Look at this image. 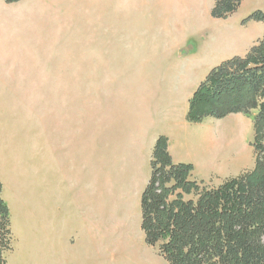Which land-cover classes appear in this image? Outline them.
I'll list each match as a JSON object with an SVG mask.
<instances>
[{
    "label": "crops",
    "instance_id": "0c3cea01",
    "mask_svg": "<svg viewBox=\"0 0 264 264\" xmlns=\"http://www.w3.org/2000/svg\"><path fill=\"white\" fill-rule=\"evenodd\" d=\"M259 4L260 0H244L234 15L243 7H254L238 18L239 25L235 23L232 30L222 27L214 30V25V29L209 28L211 42L207 43L203 35L208 30V22L212 25L219 20L227 21L233 15L213 17L214 0L112 1L113 36L127 37L128 45L132 46L129 51L146 53L135 65H129L138 68L134 70L135 76L128 74L134 78L137 92L132 98L136 113L117 132V138L127 139L126 143L119 141L108 152L103 143L96 140L93 160L86 141L75 145L66 141V127L59 132L60 138L63 133V140L56 142V109L50 106L47 109L48 120L43 129V136L46 133L47 137L45 135L43 144L40 139L33 141L31 192L36 200L33 205L36 212L47 214L50 264H111L116 252L130 250L126 243L128 229L135 230L141 241L142 195L151 176L153 149L160 136L168 139V151L174 163L194 166L193 179L209 181L215 171L225 169L226 161L231 159L228 155L230 145L227 146L224 134L217 137L213 124H222L228 116L190 121V100L213 67L233 56H244L263 37L262 21L242 22L254 9L264 10V1L263 8ZM98 6L97 0V9ZM70 10L71 0L12 3L0 0V69L16 66L18 37L24 33L49 35L56 26L53 17L59 14L60 19L65 20ZM38 39H33L31 46L36 45ZM193 45L197 49L192 48ZM202 46L218 53L217 62L192 64L193 56L201 53ZM17 80L19 78L10 73L0 75L1 83ZM67 100L64 99L63 115L68 109ZM22 114L23 109L17 102L10 104L7 111H0L2 129L17 131L20 127L18 115ZM81 131H87L85 126ZM105 162L113 165L109 179L114 180L111 211L107 212L99 192ZM41 193H46L47 198H41ZM40 201H46L47 205ZM104 221L115 225L116 239L113 230L104 231ZM121 229L124 230L123 238L119 235ZM130 251L142 259V251L134 248Z\"/></svg>",
    "mask_w": 264,
    "mask_h": 264
},
{
    "label": "rangeland",
    "instance_id": "374dc122",
    "mask_svg": "<svg viewBox=\"0 0 264 264\" xmlns=\"http://www.w3.org/2000/svg\"><path fill=\"white\" fill-rule=\"evenodd\" d=\"M98 1L97 9V0H71L70 15H66L64 20L56 14L53 17L56 26L53 31L50 29L49 35L39 36L31 33L28 36L24 33L22 37H18L19 46H16L15 50L16 66L0 69V75L10 73L19 78L15 82H0V111H7L10 104L15 102L23 109V114L18 115L20 127L17 131L2 129L3 124L0 123V181L3 183L2 197L10 207L12 227L11 249L5 253L7 264H50L47 214L36 212L33 206L36 200H33L31 192L33 141L40 139L43 144L47 137L46 133V137L43 136V129H46V112L49 106L56 109V142L63 140L64 135L62 133L60 138L59 132H63V127H66V141H71L73 145L86 141L89 152L93 153V160L96 140H100L108 152L119 141L126 143L127 139L117 138V132L120 126L126 124L129 117L136 113L133 112L136 108L132 98L137 92L133 84L134 78H130L128 74H134V70L138 68L129 65H135V61L143 59L146 53L129 51L132 46L128 45L127 37L113 36V0ZM263 1L260 0L259 4L262 8ZM252 6L243 7L241 12L235 15L231 14L227 21L219 20L212 25L208 22V30L203 35L207 39L206 42H211L209 28L214 29L216 25L214 30L221 27L232 30L235 23L238 24V18ZM256 10L263 9H254L252 12ZM100 18L103 19L100 21ZM33 39L38 40L36 45L31 46ZM196 45L192 48L197 49ZM200 51L201 53L193 56V65L197 62L201 64L202 61L211 64L219 59L218 53L211 47L202 46ZM64 99H68L66 102L70 110L69 115L67 108L66 115H63ZM227 116V120L221 122L222 124H213V132L217 137L224 134L229 138L228 155L231 159L226 161L225 169L215 171L209 181L193 179V167L189 179L197 180L201 187H216L234 174L254 167L255 153L251 145L255 137L253 118L243 113H231ZM0 120H3V117L0 116ZM84 126L87 131H81ZM112 167L110 162H105L103 179L99 182L100 198L106 212L111 211L113 200L114 180L109 179L113 174ZM158 174L159 172L157 176ZM174 182L172 180L168 186ZM180 191L181 189L173 192L170 199L176 198ZM197 197L196 191L185 194V199L196 200ZM41 198L46 199V193H41ZM40 203L47 205L46 201ZM103 226L104 231L113 230L114 239L117 238L115 225L104 221ZM123 233L124 230L121 229L119 235L122 238ZM139 234L142 235L141 241L135 230L128 229L126 243L130 245V250L134 248L142 251V259L135 257L130 250L122 251L116 252L118 254L112 257L114 263L111 264H168L157 247L146 243L141 227Z\"/></svg>",
    "mask_w": 264,
    "mask_h": 264
},
{
    "label": "trees",
    "instance_id": "16d2710c",
    "mask_svg": "<svg viewBox=\"0 0 264 264\" xmlns=\"http://www.w3.org/2000/svg\"><path fill=\"white\" fill-rule=\"evenodd\" d=\"M242 2L214 0L212 16L227 18ZM250 20L264 23V11L256 10L242 22ZM231 113L254 120L255 164L216 187H201L189 179L194 166L173 162L165 136L154 146L151 176L142 195V229L146 243L157 247L168 264H264V35L244 56H233L209 71L190 100L188 119L200 122ZM2 191L0 181V264H7L11 211ZM193 191L197 199H185Z\"/></svg>",
    "mask_w": 264,
    "mask_h": 264
},
{
    "label": "bare ground",
    "instance_id": "6f19581e",
    "mask_svg": "<svg viewBox=\"0 0 264 264\" xmlns=\"http://www.w3.org/2000/svg\"><path fill=\"white\" fill-rule=\"evenodd\" d=\"M226 141H227V146H229V145H230V140H229L228 137L226 138ZM236 154H237V153H236Z\"/></svg>",
    "mask_w": 264,
    "mask_h": 264
}]
</instances>
